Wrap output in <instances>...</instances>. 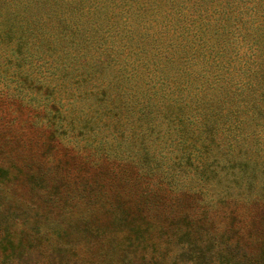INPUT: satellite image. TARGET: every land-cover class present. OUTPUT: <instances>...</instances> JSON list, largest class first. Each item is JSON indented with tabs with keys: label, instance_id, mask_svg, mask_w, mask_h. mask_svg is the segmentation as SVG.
Returning a JSON list of instances; mask_svg holds the SVG:
<instances>
[{
	"label": "rangeland",
	"instance_id": "obj_1",
	"mask_svg": "<svg viewBox=\"0 0 264 264\" xmlns=\"http://www.w3.org/2000/svg\"><path fill=\"white\" fill-rule=\"evenodd\" d=\"M61 3L0 0V167L17 177L16 203L6 199L4 206L0 198V235L14 239L46 214L35 226L44 237L33 235L8 264H221L217 256L201 257L224 240L235 259L264 264V108L257 121H224L236 128L208 134L200 167L174 169L162 180V164L170 165L174 153L139 132L142 85L125 79L121 63L96 54L79 59L58 89ZM91 21L100 22L97 15ZM139 48L127 43L126 59ZM151 101L158 102L145 117H158L154 107L163 100ZM61 122L69 123L64 131ZM143 221L148 231L140 242H121L132 223ZM61 227L71 238L57 237Z\"/></svg>",
	"mask_w": 264,
	"mask_h": 264
},
{
	"label": "trees",
	"instance_id": "obj_2",
	"mask_svg": "<svg viewBox=\"0 0 264 264\" xmlns=\"http://www.w3.org/2000/svg\"><path fill=\"white\" fill-rule=\"evenodd\" d=\"M61 2L55 37L56 69L61 72L62 80L58 89L62 88L61 83L70 70L80 64L79 59L84 63L87 56L94 58L96 54L98 61L103 55L106 62L112 59L115 65L121 63L120 70L127 72L125 79H134L142 85L138 104L142 106L145 121L139 132L155 135L154 141H158L161 151L174 153L170 165L162 164L159 175L162 180L173 176L174 169L200 167L208 134L213 132L221 136L236 128L234 122L224 121H257L260 118L258 112H263L264 108V0H159L151 5L147 0ZM191 14L195 17L191 18ZM94 15L100 22L91 21ZM35 30L32 25L27 32L33 46L39 39ZM76 38H80V43ZM133 41H138L141 48L129 61L125 51L127 43ZM129 69L132 74H128ZM157 98L163 100L154 107L159 116L145 117L147 109L151 115L153 107L150 106L158 102L151 100ZM240 107L242 117L239 116ZM214 121L223 123L216 125ZM260 121H264V117ZM68 124L61 122L59 130L64 131ZM54 125L53 128L48 125L52 131H55ZM159 158L165 156L161 154ZM0 181L3 182L0 198L5 200V206L15 195L16 173L10 174L8 168L0 167ZM22 185L28 186L27 183ZM25 205V210H30L31 207ZM44 216L46 214L40 218ZM8 218L9 215L3 216V219ZM40 218L31 224L33 231L19 228L14 239L9 236L11 233L0 235V264H8V260L22 256L13 251L28 249L33 235L44 237V233L35 231ZM141 220L139 216L137 222ZM137 222L132 223L121 242H140L138 239L146 234L148 224ZM22 223L24 226L25 221ZM191 225L190 222L186 226ZM56 235L60 239L71 238L63 227L56 229ZM228 241L220 242L219 248L201 258L217 256L223 259L221 264H249V260L235 259L226 250L230 246Z\"/></svg>",
	"mask_w": 264,
	"mask_h": 264
}]
</instances>
